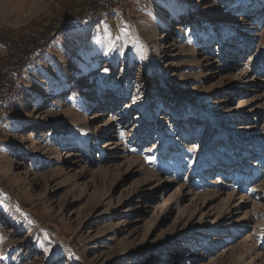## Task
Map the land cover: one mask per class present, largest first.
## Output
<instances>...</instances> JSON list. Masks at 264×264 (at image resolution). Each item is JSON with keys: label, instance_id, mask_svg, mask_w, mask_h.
I'll return each mask as SVG.
<instances>
[{"label": "rangeland", "instance_id": "374dc122", "mask_svg": "<svg viewBox=\"0 0 264 264\" xmlns=\"http://www.w3.org/2000/svg\"><path fill=\"white\" fill-rule=\"evenodd\" d=\"M261 231L264 0H0V264H264Z\"/></svg>", "mask_w": 264, "mask_h": 264}, {"label": "snow or ice", "instance_id": "6c2138e0", "mask_svg": "<svg viewBox=\"0 0 264 264\" xmlns=\"http://www.w3.org/2000/svg\"><path fill=\"white\" fill-rule=\"evenodd\" d=\"M123 34L125 36H128L129 35V32H128V29L127 28H124L123 29ZM137 43H140L138 39H137ZM189 43H191V41H189ZM123 47H125V48L128 47L127 42L124 43ZM114 50H115V45L113 43L109 42V44L107 46V51L108 52H112ZM140 52H141V59H147V48L142 43H140ZM138 99H140L139 96L135 97L133 102H135V100H138ZM123 135H124V133L123 132H120V136L123 137ZM154 159H155V157L150 158L149 163H151L152 160H154ZM5 198H7L6 195H5ZM17 211H19V208H17ZM260 235L261 236H264V231H261ZM51 251H52L51 248H48V247H44L43 248V252L45 254H49V253H51Z\"/></svg>", "mask_w": 264, "mask_h": 264}, {"label": "trees", "instance_id": "16d2710c", "mask_svg": "<svg viewBox=\"0 0 264 264\" xmlns=\"http://www.w3.org/2000/svg\"><path fill=\"white\" fill-rule=\"evenodd\" d=\"M99 3H101L100 1H99ZM84 24V23H83ZM11 34H16V32L15 31H11ZM39 48L40 47H38V49H36V50H34V48H29V49H27V54L28 55H33V57L32 58H29V59H25L24 60V62L25 63H21L19 66H21V67H26V66H28V61H30V60H34V59H36L38 56V54L41 52L40 50H39ZM26 50V49H25ZM38 50V51H37ZM37 51V52H36Z\"/></svg>", "mask_w": 264, "mask_h": 264}, {"label": "bare ground", "instance_id": "6f19581e", "mask_svg": "<svg viewBox=\"0 0 264 264\" xmlns=\"http://www.w3.org/2000/svg\"><path fill=\"white\" fill-rule=\"evenodd\" d=\"M31 1H32V0H16V4L19 5V6H21L22 8H23V7L26 8L27 5H30ZM31 5H32V4H31ZM41 8H42V7H41ZM40 11H41V10H40ZM90 104L93 105V106H95V103H94V102H91ZM74 148H77V147H76V146H73V145H70V144H65V148H64V150H65V149H74ZM62 151H63V150H62ZM237 163H238V161H237Z\"/></svg>", "mask_w": 264, "mask_h": 264}]
</instances>
